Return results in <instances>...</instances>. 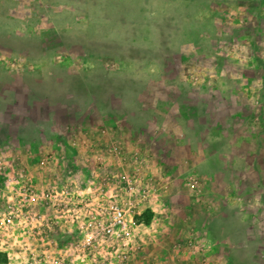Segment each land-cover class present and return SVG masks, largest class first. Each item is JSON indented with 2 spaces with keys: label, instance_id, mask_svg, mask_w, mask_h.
<instances>
[{
  "label": "rangeland",
  "instance_id": "374dc122",
  "mask_svg": "<svg viewBox=\"0 0 264 264\" xmlns=\"http://www.w3.org/2000/svg\"><path fill=\"white\" fill-rule=\"evenodd\" d=\"M15 177L65 185L43 234L68 263L264 264V0H0ZM114 205L126 230L88 246Z\"/></svg>",
  "mask_w": 264,
  "mask_h": 264
},
{
  "label": "built area",
  "instance_id": "2783aa9c",
  "mask_svg": "<svg viewBox=\"0 0 264 264\" xmlns=\"http://www.w3.org/2000/svg\"><path fill=\"white\" fill-rule=\"evenodd\" d=\"M39 164L43 167L46 161L42 160ZM6 182L10 185L5 191L7 185L5 188L3 185ZM31 184L30 179L15 177L4 181L0 186V198L5 199V205H0V231H8L11 235L24 231L27 238L31 237L17 241L26 249V253L21 257L8 255L5 264H73L68 263L63 256L51 253L48 249L55 245V241L47 239L43 234L52 231L54 223L58 220V218L53 220L52 216H60L65 210L69 212L65 207L60 208L63 197L67 196L65 185L58 189L47 188L37 191ZM11 185L15 186L14 192L11 191ZM42 206L47 208L44 209ZM76 212L81 215L83 209H77ZM105 215L103 219L96 220L94 216L92 222H88L87 225L81 224V227L86 226L90 231L86 240L88 246L98 247L105 243L104 238H114L115 231L126 230L123 212L118 207L110 206L107 216ZM6 243L0 239V245Z\"/></svg>",
  "mask_w": 264,
  "mask_h": 264
}]
</instances>
